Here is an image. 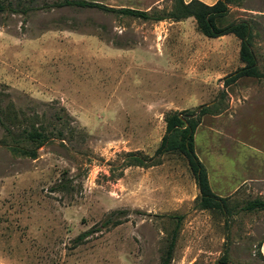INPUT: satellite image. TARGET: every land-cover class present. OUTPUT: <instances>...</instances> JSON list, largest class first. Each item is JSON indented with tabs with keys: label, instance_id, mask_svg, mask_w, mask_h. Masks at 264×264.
<instances>
[{
	"label": "rangeland",
	"instance_id": "374dc122",
	"mask_svg": "<svg viewBox=\"0 0 264 264\" xmlns=\"http://www.w3.org/2000/svg\"><path fill=\"white\" fill-rule=\"evenodd\" d=\"M63 1L13 3L0 14V264H161L178 222L171 264H264V211L242 210L262 188L246 183L234 155L264 150V78L224 81L243 66L240 40L207 38L194 19L55 6ZM172 4L127 3L147 12ZM240 21L252 26L264 75V0L231 6L224 23ZM204 105L214 114L202 117L195 152L213 193L229 197L227 214L198 207L181 154L130 164L131 153L154 156L168 113ZM33 129L49 137L38 149L27 139ZM12 147L37 149V158ZM61 182L67 190L53 192Z\"/></svg>",
	"mask_w": 264,
	"mask_h": 264
},
{
	"label": "trees",
	"instance_id": "16d2710c",
	"mask_svg": "<svg viewBox=\"0 0 264 264\" xmlns=\"http://www.w3.org/2000/svg\"><path fill=\"white\" fill-rule=\"evenodd\" d=\"M23 1L29 0H0V14L6 12L7 9L12 10L13 3H21ZM238 1L240 0H219L213 6H208L198 0H193L189 3H185L184 0H173L172 8L170 10H153L151 12L131 8L116 9L100 3L85 0H64L62 3L55 6L59 8L77 7L84 9H97L105 13H112L152 22H182L189 18H193L196 21L199 32L207 38L216 39L228 35H234L240 40L239 56L243 66L224 79L225 85L228 87L243 78H264L253 51V31L251 24L246 21L224 23V20H226L230 14V7L237 5ZM12 12L16 13L14 10ZM216 107L218 108V105H216ZM199 108L201 109L199 110ZM199 108L196 111L168 113L165 117L166 132L154 156L147 158L136 153H131L129 154V158H131L132 161L130 164L134 166L150 167L155 166L156 163L166 154H181L186 159L199 190V197L197 199L198 207L202 210H217L227 214L229 212V197H220L213 193L209 183L207 170L195 152V133L201 123V119L207 114H214L212 109L214 107H206V105H204ZM2 113L3 111L0 101V123L4 126ZM8 132L10 133L11 130L9 129ZM27 139L36 144L38 149L49 140V137L46 135L45 131L33 129L27 133ZM37 149L27 150L21 147L11 148L15 154L31 159L37 158ZM66 190L67 185L62 182L53 188V192H63ZM242 210L245 212L264 211V200L255 199L248 201L246 205L243 206ZM180 220L181 218H179V221ZM109 224L110 220L105 222V226H108ZM113 224L118 225L119 223L114 222ZM179 228L180 222H178L172 233L161 264L172 263ZM86 236L88 235H82L78 240H82ZM259 255L264 261L260 252ZM222 264L226 263L222 262Z\"/></svg>",
	"mask_w": 264,
	"mask_h": 264
},
{
	"label": "crops",
	"instance_id": "0c3cea01",
	"mask_svg": "<svg viewBox=\"0 0 264 264\" xmlns=\"http://www.w3.org/2000/svg\"><path fill=\"white\" fill-rule=\"evenodd\" d=\"M85 1H87V0H85ZM89 1L100 3V1H102V0H89ZM108 1L119 2L120 6H115L112 8L123 9V8H129L127 3L132 1V0H108ZM191 1H193V0H184L185 3H189ZM198 1L204 3L208 6H213L219 0H198ZM100 4H102V3H100ZM105 6H107V5H105ZM108 7H110V6H108ZM189 19H193V18H189ZM224 37H228V36H224ZM243 147L244 148H240L237 151V153L234 152V155L235 156L239 155L240 165H245V168H247V170H245V172H247L248 175L249 174L251 175V176H245V178L247 180L246 183H249V184L252 183V184H256V185L260 186L262 188V190H261V192H259L258 196L262 200H264V190H263L264 189V176H263L264 174L261 175L262 172L264 173V171H263L264 170V168H263L264 167V150L263 149L261 150L259 148L253 147V146H248V145H245ZM230 153H232V152L230 151ZM260 175L263 177L261 178ZM258 181H260V182H258ZM259 252L261 253V255L264 259V240L259 245Z\"/></svg>",
	"mask_w": 264,
	"mask_h": 264
},
{
	"label": "water",
	"instance_id": "95a60500",
	"mask_svg": "<svg viewBox=\"0 0 264 264\" xmlns=\"http://www.w3.org/2000/svg\"><path fill=\"white\" fill-rule=\"evenodd\" d=\"M209 105H206V107H208ZM201 108H199V110H200Z\"/></svg>",
	"mask_w": 264,
	"mask_h": 264
}]
</instances>
